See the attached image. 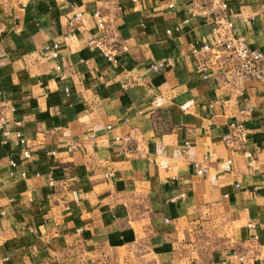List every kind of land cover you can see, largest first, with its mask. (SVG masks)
Segmentation results:
<instances>
[{
	"label": "crops",
	"instance_id": "crops-1",
	"mask_svg": "<svg viewBox=\"0 0 264 264\" xmlns=\"http://www.w3.org/2000/svg\"><path fill=\"white\" fill-rule=\"evenodd\" d=\"M223 1L0 0V264H264V62L213 30L264 52V0Z\"/></svg>",
	"mask_w": 264,
	"mask_h": 264
},
{
	"label": "built area",
	"instance_id": "built-area-1",
	"mask_svg": "<svg viewBox=\"0 0 264 264\" xmlns=\"http://www.w3.org/2000/svg\"><path fill=\"white\" fill-rule=\"evenodd\" d=\"M118 6L126 1L135 2L136 0H111ZM223 8H226V3L222 0ZM96 16H99V13H96ZM81 14L76 15V20H79ZM214 33H216L217 38L215 42L214 48L221 51H228L234 56L237 60L236 72L240 78H250V77H261L262 67L264 62V52L259 49L250 48L245 42L244 38L236 37L234 34V26L232 21L227 18H220L214 27ZM95 45L99 48L102 55L106 57L109 61H115L114 56L111 52L105 47L102 41L96 42ZM58 44L49 45L46 47L47 51H50L51 55L55 58L59 56ZM212 47L208 45H204L203 49H211ZM166 61H160L153 63L151 68L153 71H159L164 65ZM205 67L201 65V69ZM65 92L69 93V88L65 89ZM1 93V87H0ZM0 128H2V124L0 123ZM7 135L8 133L5 132ZM19 143L23 146V156L29 158L31 156L28 141L24 139L20 133H17ZM247 138V128L243 123H236L232 125V130L228 135H226L225 140L227 142L238 141L239 143H244ZM75 147V145H74ZM228 163H231V160H228ZM13 166L16 165L14 161L11 162ZM197 173L202 175L205 173V169L201 167L199 163H195ZM107 176H111L107 174ZM264 187V183H263ZM250 229L255 228V223L250 221L248 224ZM243 259V258H241Z\"/></svg>",
	"mask_w": 264,
	"mask_h": 264
}]
</instances>
